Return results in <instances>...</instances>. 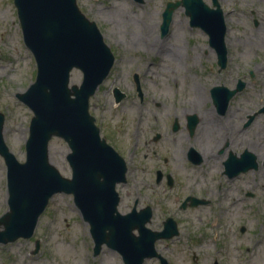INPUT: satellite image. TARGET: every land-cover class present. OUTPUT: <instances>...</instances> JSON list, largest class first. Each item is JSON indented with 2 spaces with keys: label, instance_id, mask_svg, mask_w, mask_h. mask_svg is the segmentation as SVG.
I'll list each match as a JSON object with an SVG mask.
<instances>
[{
  "label": "rangeland",
  "instance_id": "rangeland-1",
  "mask_svg": "<svg viewBox=\"0 0 264 264\" xmlns=\"http://www.w3.org/2000/svg\"><path fill=\"white\" fill-rule=\"evenodd\" d=\"M167 1L175 0H76L79 10L97 24L105 43L115 55L109 75L90 98L89 112L95 117L96 125L105 127L104 132H109L110 137L112 135L114 143H118V153L128 163L126 183L116 187L120 196L117 210L125 214L137 201L139 208L146 205L153 208L154 215L148 224L151 230L160 231L167 217L177 223L178 236L155 243L157 252L168 264H264V186L259 190L252 186L253 181L264 183L262 156L256 171L226 184L235 187L242 185L244 179L249 182V191H253L254 196L249 197L247 208L236 205L224 208L213 197L211 205L184 211L179 209L178 204L183 192L181 182L176 190L155 184L152 179L145 184V177H136L144 184L137 185L134 181V173L146 170L152 164L142 159L151 131H163L165 127L162 120L158 121L154 115L163 118L168 113L173 118L172 112H175L182 123L185 115L204 112L211 106L210 88L224 85L231 89L239 80L245 86L231 98L228 112L220 118V122L236 126L240 123V116L249 117L254 113L256 117L249 126L245 147L264 155V113L257 112L264 106V0H219L228 28L225 42L229 55L227 67L220 73L217 72L213 54L206 46L207 36L199 28L189 26L182 8L174 12L166 36H160L161 14ZM204 2L211 6L210 0ZM154 48L162 50L157 54L151 51ZM205 50L209 54L205 55ZM134 72L139 73L141 78L152 79L159 86L157 90L149 89L143 105L135 96L131 76ZM35 75L36 62L23 42L13 0H0L2 136L19 162L25 160V142L33 112L16 95L26 91ZM81 81V71L73 69L70 85L79 86ZM112 87L120 88L126 94L119 105H114L112 100ZM102 88L108 90L106 94ZM156 103L161 106L156 107ZM185 109L191 111L186 112ZM214 119L212 127L218 130L219 123L217 118ZM142 126L143 131L140 130ZM15 128H20V133H16ZM262 133L261 142H256L255 139H260L258 134ZM236 142L234 139L229 147L239 153L244 145L241 143V148V144ZM128 151L134 152V155L126 156ZM68 152V146L62 139L53 138L50 141L49 161L66 178L71 175L66 161ZM206 155L212 158L198 168V175L205 170L212 176L217 175V156L213 151ZM183 169L176 168L175 173L182 174L185 183L189 184L191 181L186 175L193 174V171ZM215 184L214 178L208 180L207 185L211 188ZM198 190L201 194L203 187ZM7 208L6 166L0 157V216ZM241 228L244 230L241 231ZM36 241L39 249L34 252ZM0 264L123 262L115 250L105 245L97 256L93 255L89 225L83 221L73 197L58 193L49 200L30 238L0 244ZM143 264H159V260L152 258Z\"/></svg>",
  "mask_w": 264,
  "mask_h": 264
},
{
  "label": "water",
  "instance_id": "water-1",
  "mask_svg": "<svg viewBox=\"0 0 264 264\" xmlns=\"http://www.w3.org/2000/svg\"><path fill=\"white\" fill-rule=\"evenodd\" d=\"M13 3L25 45L32 52L37 69L27 91L17 94L33 112L24 162H19L4 143V116L0 113V157L6 165L8 193V209L0 216V243L30 238L49 200L64 193L73 196L74 204L89 224L94 256L105 245L118 252L124 264H143L152 257L167 264L156 252L155 243L177 236L176 223L168 218L163 230L153 231L146 226L152 216L150 207L139 212L133 209L127 214L117 210L120 197L115 186L125 181L126 163L100 137L95 119L88 111L90 97L114 63V55L96 23L80 12L76 0H13ZM212 5L210 8L202 0L168 2L162 12L160 31L161 36L166 35L174 10L183 6L190 26L204 30L217 52L218 64L224 68L227 28L218 1L212 0ZM73 69L82 73L79 86H69ZM242 88L240 82L233 90L224 86L211 90L219 113L225 112L230 99ZM123 96L120 94L116 101ZM258 113H264V106ZM254 117L255 114L249 116L248 124ZM53 137L68 145L70 178L63 177L49 161V142ZM225 165L233 174L258 168L252 152L243 153L241 158L232 156ZM38 248L37 241L34 252Z\"/></svg>",
  "mask_w": 264,
  "mask_h": 264
},
{
  "label": "flooded vegetation",
  "instance_id": "flooded-vegetation-1",
  "mask_svg": "<svg viewBox=\"0 0 264 264\" xmlns=\"http://www.w3.org/2000/svg\"><path fill=\"white\" fill-rule=\"evenodd\" d=\"M206 46L208 47L209 52L213 54L215 66L218 69L217 72L220 73L221 71L226 69L229 58L227 47L225 67L220 68L218 64V55L215 49L208 44V41L206 43ZM160 50L162 49L154 48V50L152 49L151 51L159 54ZM208 50L204 51L205 55L209 54ZM136 74L140 89L143 92L141 101V98L138 95L139 93L137 91V85L134 80V76H136ZM131 76L134 83L135 96L138 98L140 105H143L147 100L146 96L149 89L151 88L153 90H157L159 89V86L155 81L147 78L146 76L141 78V75L137 72H134ZM250 76H252V72L250 73ZM238 82L239 81L235 83L233 88H236ZM102 91L106 94L108 90L102 88ZM210 91L211 88L208 91L209 94ZM110 94L114 105H119L120 102L126 98L125 94V97L118 104H116V98L119 94L114 92L113 87L110 90ZM210 102L211 106L208 109L205 108L204 112L198 111V113L194 112L185 115L182 123L179 121L178 116L175 112H172V114L175 116L173 118L169 117L170 115L168 113L164 114L163 118L154 115L155 119H158V121L162 120L161 122H163L165 127L163 131L156 129H153L151 131L149 138L145 143L146 149L145 153L142 155V159L149 160L152 164L148 169L138 170L136 173H134V181L137 185L144 184L143 180H136V177H145V184H149L150 180L152 179V182H154L155 184H162L168 189L175 188L176 190L178 187V183L181 182L183 192L178 204L179 209L184 211H186L187 209H195L202 205H211L214 201H216L224 208H227V206L233 207L235 205L247 208L249 206V197L254 196V192L249 191V182L244 179L242 185L235 187H229V185L227 186L226 184L232 182L240 176L247 175L249 171H241L237 174H233L232 170H226L225 163L232 156L241 158L243 153L250 151L247 147H245V145L247 146L248 144L249 126L254 122V120L250 124H248V115H244V118L241 116L238 118L240 120V123L236 126L232 123L228 124L226 121L220 122V118L226 116L229 107L223 114H221L213 104L211 94ZM155 106L160 107L161 105L159 103H156ZM214 117L217 118L216 122L219 123L218 130L217 127H212L213 124H215L212 122H215ZM209 118L212 120H209ZM143 128V126L140 127V130L143 131ZM104 130L105 127H100V133H102V136L111 146H113L116 151H118V143H114L112 135L110 137V133L104 132ZM140 130L138 132H140ZM258 135L260 139H255V141L261 142L263 133ZM234 139L237 140L236 143H243L244 145V147L242 148L241 144L242 151L239 153L233 152L229 147ZM188 140H193V142L189 143ZM212 151L214 152V155L217 156L215 157L216 162L219 163V166L217 165V175L215 174L214 176H212L210 173H207L208 170H205L203 173H199L198 175V168H201L207 161H210L212 158L211 156H207L206 153ZM133 153L134 152L128 151L125 155L132 157V155H134ZM212 165L214 164H209V166ZM180 167L185 168L183 170L189 172L193 171V174L188 173L186 175L190 179L191 183L186 184V180L182 176V174L175 173V169ZM211 178H214L216 181V184L213 186V188L207 185L208 180ZM252 186L254 187V189L259 190L264 186V183H262L261 180L253 181ZM200 187H203L201 194L198 190L200 189ZM213 197L215 199L214 201H212ZM146 206L139 208L137 207V201H135L130 211H132L133 209H135L136 211H140ZM151 213L152 220L154 215L152 207Z\"/></svg>",
  "mask_w": 264,
  "mask_h": 264
},
{
  "label": "bare ground",
  "instance_id": "bare-ground-1",
  "mask_svg": "<svg viewBox=\"0 0 264 264\" xmlns=\"http://www.w3.org/2000/svg\"><path fill=\"white\" fill-rule=\"evenodd\" d=\"M184 111L186 112H190V109H185ZM16 133H20V128H15ZM263 153H256L257 157L260 158L262 156ZM264 250V249H263Z\"/></svg>",
  "mask_w": 264,
  "mask_h": 264
}]
</instances>
